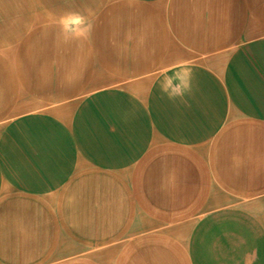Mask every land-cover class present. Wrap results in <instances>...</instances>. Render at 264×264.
I'll use <instances>...</instances> for the list:
<instances>
[{"label":"crops","instance_id":"1","mask_svg":"<svg viewBox=\"0 0 264 264\" xmlns=\"http://www.w3.org/2000/svg\"><path fill=\"white\" fill-rule=\"evenodd\" d=\"M0 264H264V0H0Z\"/></svg>","mask_w":264,"mask_h":264}]
</instances>
